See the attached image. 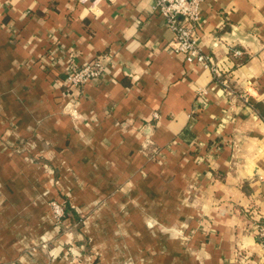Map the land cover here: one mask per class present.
Listing matches in <instances>:
<instances>
[{
	"label": "crops",
	"instance_id": "obj_1",
	"mask_svg": "<svg viewBox=\"0 0 264 264\" xmlns=\"http://www.w3.org/2000/svg\"><path fill=\"white\" fill-rule=\"evenodd\" d=\"M89 4L0 0V264H111L145 234L159 264L160 232L172 264H264V0L202 2L228 85L174 50L154 0ZM99 56L74 117L66 67Z\"/></svg>",
	"mask_w": 264,
	"mask_h": 264
},
{
	"label": "built area",
	"instance_id": "obj_2",
	"mask_svg": "<svg viewBox=\"0 0 264 264\" xmlns=\"http://www.w3.org/2000/svg\"><path fill=\"white\" fill-rule=\"evenodd\" d=\"M90 2L88 10L97 15L100 5L105 0H87ZM116 3L119 0H107ZM203 0H154L153 8L164 18L166 26L171 29L175 38L172 47L175 51L182 53L188 62H197L209 69L214 78L228 85L224 75L228 72L227 65L220 64L214 60L210 53L204 52L198 42L197 27L200 23L202 14ZM237 54L240 51L236 52ZM107 59L105 56H99L86 61L83 65H77L71 60L66 67V77L63 84L67 87L71 101L68 108L76 117L79 116L77 110V98L80 95V89L89 82L100 79L107 71ZM52 209L53 222L60 226L66 217V204L59 200L50 202ZM256 229L258 237L264 243V216L257 219Z\"/></svg>",
	"mask_w": 264,
	"mask_h": 264
},
{
	"label": "rangeland",
	"instance_id": "obj_3",
	"mask_svg": "<svg viewBox=\"0 0 264 264\" xmlns=\"http://www.w3.org/2000/svg\"><path fill=\"white\" fill-rule=\"evenodd\" d=\"M69 91H67V96L69 97L68 103L71 101L72 96L68 95ZM68 103L66 104V109L69 111V113L74 116L71 112V110L68 108ZM77 104V103H76ZM76 117V116H74ZM79 117V116H78ZM146 145L144 146V151L146 153L149 154V151L151 149V146L149 145L148 141H145ZM149 159H151L152 161L155 162H161V159L157 158L156 154L152 155L149 154V156H147ZM39 159H41L39 157ZM53 201V200H52ZM67 206V204H66ZM92 210L96 207V208H101L103 207V204H95L92 205ZM112 222H114L115 224L117 223L116 220L111 219ZM107 222V221H106ZM145 226L147 227L146 221H142ZM162 224H164V226H168L169 223H172V221L168 220V219H164L163 221H161ZM148 224L150 225V228L154 229L157 228V226H161V224L159 223H155L153 220H150L148 222ZM137 228V225H136ZM159 237L161 238V249H163V251L166 252H162L160 258L157 260V263L159 264H172V259L174 257H172V254H174L173 252L169 253L168 249H170V243L172 242V239L169 238V235L164 234L163 232H160ZM144 238V239H143ZM142 239H140L138 242L141 244L142 250H140V252L135 251V240L129 239L128 240V249L129 251L127 253H120V252H112L113 253V260L111 262V264H156L155 260L157 259V257L160 255L157 252H152V250L149 249V247L146 244H153L154 240L156 239L155 237H153L151 234H145V236ZM120 237L117 239L118 243H120ZM179 244V243H178ZM112 253H109L110 255H112ZM180 257V256H178ZM184 262L183 259L180 260V263Z\"/></svg>",
	"mask_w": 264,
	"mask_h": 264
},
{
	"label": "trees",
	"instance_id": "obj_4",
	"mask_svg": "<svg viewBox=\"0 0 264 264\" xmlns=\"http://www.w3.org/2000/svg\"><path fill=\"white\" fill-rule=\"evenodd\" d=\"M72 209L70 208V206H66V216L69 215V213H72L71 211Z\"/></svg>",
	"mask_w": 264,
	"mask_h": 264
}]
</instances>
